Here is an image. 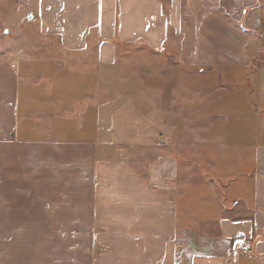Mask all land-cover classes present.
<instances>
[{
    "label": "crops",
    "instance_id": "obj_1",
    "mask_svg": "<svg viewBox=\"0 0 264 264\" xmlns=\"http://www.w3.org/2000/svg\"><path fill=\"white\" fill-rule=\"evenodd\" d=\"M23 1L17 21L36 22L45 41L23 42L19 28L0 42V264H264V0H214L195 18L191 0L199 69L183 76L157 61L145 81L158 101L141 109L157 123L144 119L132 137L102 122L113 109L102 107V69L117 50L102 39L117 34L119 14L125 52L141 46L127 43L142 25L146 49L181 55L165 22L167 12L179 20L181 0ZM215 140L223 159L236 149L238 173L224 177L237 198L208 221L180 192L181 149ZM22 228H33L25 253L14 247Z\"/></svg>",
    "mask_w": 264,
    "mask_h": 264
},
{
    "label": "rangeland",
    "instance_id": "obj_2",
    "mask_svg": "<svg viewBox=\"0 0 264 264\" xmlns=\"http://www.w3.org/2000/svg\"><path fill=\"white\" fill-rule=\"evenodd\" d=\"M140 1V0H139ZM196 3V12L192 14L195 18L200 15V13L208 10L212 2L214 0H195ZM192 4L191 0H181L178 2V9L181 12V16L176 19H173L169 12L165 14V22L167 24V28L170 31V36L175 38L176 42L180 45L177 48L182 53L181 55H174L172 47H166V44L157 49H146L144 45L145 42L142 41L141 33H142V25L135 27L136 32L138 34V38L129 39L135 40L130 41L127 44L138 43V48L134 51H126L123 49V44L126 43L125 40H128V36H122L119 34V14H115L112 16L115 24L116 35L112 36L110 39H102L103 42H110L115 45V60L112 67H103L102 69V107L103 110L106 108L108 111L113 107L110 113L102 114L103 125L112 124L117 125V131L115 134H119V136L128 135V137H132L136 133V128L138 125L142 124H156L158 115L156 113L150 115H142V107L145 109L147 107L146 101L149 100L151 102L154 101L156 106L157 93L154 88L146 87V79L148 76L157 75L159 72L157 61L159 59H165V61H169V64H179L181 68V74L183 76H187L191 73H195L198 71V67H192L189 60V46L194 44L196 46V35L195 28L192 29L190 25V17H189V9ZM214 4L212 5L213 8ZM27 6L23 0H0V42H10L13 41L14 35L13 31L19 28H23V35L21 34V41L27 42H43L45 41L41 38L37 32L36 22L31 21V19L22 20L19 24L16 13L24 15L23 13L27 12ZM120 13L119 9H117ZM136 10H140V6L135 8ZM179 15V14H178ZM32 27L27 24L30 22ZM150 22L149 24H151ZM118 24V25H117ZM134 26L138 25V22L135 21ZM173 25L178 26L175 28ZM157 23L154 24V28L152 30L154 34L158 32ZM26 28L32 29V34H28L26 32ZM177 29V30H176ZM176 30V31H175ZM171 31L174 32V35L171 34ZM5 32L9 33V36H5ZM26 32V33H25ZM176 32V34H175ZM123 39V40H122ZM194 40V42H193ZM55 41V40H54ZM101 42V37L97 40ZM159 43V42H158ZM157 44V39H156ZM158 45V44H157ZM151 62L152 67L150 70L143 69L141 66V62L143 61ZM107 68H109L107 70ZM204 69V68H203ZM171 71V67H167L163 70V73H169ZM143 76V77H142ZM144 78V80H143ZM151 79V78H150ZM145 81V82H144ZM143 96H150L151 99H146ZM138 111H137V109ZM156 112V111H155ZM147 119V123H144ZM134 130L129 131L127 129L133 128ZM104 133V132H103ZM200 140V139H199ZM193 145H189V141L184 142L183 147L181 149L182 156L181 157V170L184 172V180L181 184V193L184 195L187 194V197L191 193L194 195V198L191 200V197L188 200L192 205L196 207V214L201 217L203 220L207 219L208 221L216 220L217 217H220L223 212L222 209H230L232 207V203L236 200L237 196L231 195L227 197L226 192L228 189V182L225 180V175H229L230 178H235L233 176L237 175L238 167L236 158V149L231 147L229 150L224 151L227 154L224 159L222 157L223 150L220 144H217V141H213V145L205 146L199 144L196 148ZM134 154H151L153 151L149 150H134ZM227 183V184H226ZM242 189L245 190V187L242 186ZM192 190V192H191ZM199 202L204 205H199ZM203 210V208H205ZM223 207V208H221ZM190 213V212H189ZM202 220V221H203ZM205 224L206 222L203 221ZM208 225L204 226L207 228ZM42 228H38L40 230ZM47 230V228H44ZM33 228H22V243L21 247L14 246L17 251L29 252L34 249V244L30 241L32 235ZM34 234V233H33ZM32 235V236H31ZM1 238V234H0ZM51 246L52 244H47ZM42 247L43 249L51 250V248ZM22 261H27V259H22ZM45 261V260H44ZM5 261H3L4 264Z\"/></svg>",
    "mask_w": 264,
    "mask_h": 264
}]
</instances>
